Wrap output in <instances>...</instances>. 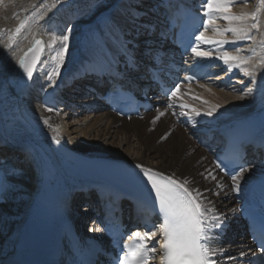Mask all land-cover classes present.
Wrapping results in <instances>:
<instances>
[{
	"label": "bare ground",
	"instance_id": "obj_1",
	"mask_svg": "<svg viewBox=\"0 0 264 264\" xmlns=\"http://www.w3.org/2000/svg\"><path fill=\"white\" fill-rule=\"evenodd\" d=\"M160 1L0 0V129L9 127L10 132L22 141L34 143L46 165L45 175L30 159L26 160V171L21 170L20 166H13L14 188L7 196L11 202L6 203V200L0 205V253L29 239L38 229V205L45 197V187L49 181H59L65 188L78 186L82 178L88 179L74 173L65 174L59 169L53 158L54 145L48 135L55 136L82 157L121 162L135 169H140L137 165H142L180 182L187 180L186 186L189 189L202 193V203L212 210L209 215H221L224 224L231 225L232 233L224 240H219L212 229L215 234L209 246L215 251L214 258L218 264H241L237 258L253 251L244 235L243 222L237 217V207L246 186L264 175V165L248 167L239 181L240 190L235 191L233 182L221 174L213 163V157L219 150H207L202 141L205 138L204 131L228 128L264 114V65L260 63L264 59V47L260 45L264 39V10L258 17L259 29H252L249 33L254 39L237 41L235 45L228 44L235 47L232 50H220L216 54L213 49L210 51L212 56L228 51L233 55L250 58L241 68L229 64L232 66L229 72L239 70L238 76L226 83L223 80L230 81L229 77L183 85L177 95L171 98L170 107H166L164 98L159 97L154 99L156 108L153 112L143 113L142 117L127 121L111 112L96 98L98 86L94 78L86 76L71 85L65 83L70 72L78 73L88 65L102 64L113 59L116 54H122L118 44L120 42L113 41L114 34L108 31L106 23L98 22L99 16L110 15L125 38L142 44L156 39V36L150 34L149 27L160 22L157 6ZM257 6L258 0H239L230 6V11L235 15L251 13ZM191 7L196 8V4ZM26 18L28 22L16 35L13 46L6 48L9 37ZM213 20V24L205 30L207 36L230 41L235 38L231 32L220 36L215 31L216 27H229V22L222 18V14L215 13ZM232 23L250 26L253 21L249 17L247 21ZM65 34L70 37L67 42L68 51L59 76L53 77L56 86L52 87L47 74L55 67L56 61L53 58L62 47L61 37ZM35 36L44 42L43 53L33 78L26 80L28 83L21 93H16L12 84L16 80L14 72L19 56ZM210 45L212 48L217 46ZM238 48L240 52H237ZM136 51L137 54L142 52L140 49ZM140 58L148 61V57L143 54ZM139 65L140 72H129L128 75L132 76L136 84L149 86L142 64ZM245 67L255 73L254 79L243 72ZM61 83L68 86L59 97L58 88ZM247 88L253 89L250 95L244 94ZM21 104L29 107L41 125V130L29 124L22 114ZM183 104L191 107H181ZM214 105L220 107L212 117L196 115L197 112L206 113ZM49 108L54 110L48 111ZM179 119H182L181 125L177 123ZM1 135L6 137L10 133ZM13 156L17 157V153ZM19 157L25 161L23 155ZM82 196L77 197L71 206L81 214L77 220L81 223L87 217L86 213H90L86 211L89 208L84 206L87 200ZM89 204L94 206L92 201ZM125 210L129 213L127 207Z\"/></svg>",
	"mask_w": 264,
	"mask_h": 264
},
{
	"label": "snow or ice",
	"instance_id": "obj_2",
	"mask_svg": "<svg viewBox=\"0 0 264 264\" xmlns=\"http://www.w3.org/2000/svg\"><path fill=\"white\" fill-rule=\"evenodd\" d=\"M239 0H207L206 15L208 19L203 22L205 29L210 24H213L214 14H222V18L229 22V27L221 29L215 28V31L224 36L226 33L231 32L234 35L233 40L228 39H214L205 34V31H199L195 35V41L203 44H215L219 47L223 45L233 44L237 41L254 39L249 33L252 29H259V14L264 10V0H258V6L255 11L251 13H242L240 15L232 14L230 6ZM251 17L253 23L250 26L234 25L233 21H247ZM27 18L22 20L16 27L15 32L9 37V44L6 48H11L15 42V37L27 24ZM70 37L65 34L61 37L62 47L56 56L53 58L56 61L54 69L47 74L50 86L55 87L56 82L53 77H58L60 68L64 63L66 53L68 51V41ZM55 43V40L53 41ZM260 45L264 47V39L260 41ZM44 42L41 39H35L33 46L20 57L18 64L27 78L31 80L37 68L40 57L43 53ZM191 51L197 58V61L204 59H219L225 65L231 64L236 68H241L247 64L249 59L241 55H233L228 51H223L218 57H213L212 53L204 50L198 46H191ZM241 50L238 48L237 52ZM31 59L29 60V55ZM264 65V59L260 61ZM229 71L231 68L228 69ZM246 75L250 78H255V73L250 71L247 67L243 68ZM194 77L187 76L185 79L191 80ZM179 91V85L170 92V96H176ZM253 92L252 88H247L245 95H250ZM243 98V97H241ZM205 103H207L205 101ZM181 107L189 108L190 105L183 104ZM220 106H212L206 113L197 112L196 115H206L212 117ZM54 109L49 108L48 111ZM160 115H163L161 113ZM159 117H157L158 119ZM162 137V139H165ZM55 140L56 137L54 136ZM59 142V141H57ZM219 166V165H218ZM146 177V181L151 186V191L154 192V198L158 201V211L163 217V222L159 228V234L163 238L161 246L163 255L161 256V264H217L214 259L216 253L210 248V242L213 239L212 229H221L225 227L221 215H212L209 213L211 209L204 206L202 203L203 195L198 190L189 189L187 180L180 182L172 176H165L163 173H157L152 169L144 168L142 165H137ZM246 169L241 166L240 171L231 176L233 182V190H240V179ZM215 179V177H213ZM7 194V188L0 183V199H3ZM156 232L136 231L128 240H119L117 243L120 245V250L123 255L117 257V264H147V257L149 253L155 254L156 248H149L145 241L155 238ZM261 251L264 252V244H261ZM244 255V253H241ZM229 259H232L231 257Z\"/></svg>",
	"mask_w": 264,
	"mask_h": 264
},
{
	"label": "water",
	"instance_id": "obj_3",
	"mask_svg": "<svg viewBox=\"0 0 264 264\" xmlns=\"http://www.w3.org/2000/svg\"><path fill=\"white\" fill-rule=\"evenodd\" d=\"M35 39H41V38H39L38 36H35L34 40H35ZM41 40H42V39H41ZM42 41H43V40H42ZM33 43H34V42H33ZM32 46H33V44H32ZM32 46H31V47H32ZM31 47H30V48H31ZM27 51H28V50H27ZM27 51H26V52H27ZM30 59H31V54L29 55V60H30ZM38 63H39V62H38ZM18 74H19V76H21V75L23 74V70H22V68H20V67H19ZM25 80H29V79L27 78V76H26ZM25 80H24V81H25ZM21 81H23L22 78H21ZM24 81H23V82H24ZM27 83H28V81H27ZM21 89H22V87H17V88H16L17 91H20Z\"/></svg>",
	"mask_w": 264,
	"mask_h": 264
},
{
	"label": "rangeland",
	"instance_id": "obj_4",
	"mask_svg": "<svg viewBox=\"0 0 264 264\" xmlns=\"http://www.w3.org/2000/svg\"><path fill=\"white\" fill-rule=\"evenodd\" d=\"M153 112V111H152ZM143 119V118H142ZM128 121V120H127ZM11 201L10 200H7V202L6 203H10ZM1 224V223H0Z\"/></svg>",
	"mask_w": 264,
	"mask_h": 264
}]
</instances>
